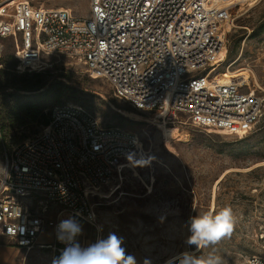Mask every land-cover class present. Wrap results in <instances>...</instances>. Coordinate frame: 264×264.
I'll use <instances>...</instances> for the list:
<instances>
[{
	"label": "built area",
	"instance_id": "built-area-1",
	"mask_svg": "<svg viewBox=\"0 0 264 264\" xmlns=\"http://www.w3.org/2000/svg\"><path fill=\"white\" fill-rule=\"evenodd\" d=\"M239 4V3H238ZM90 15L31 0H0V67L8 47L15 70L44 72L62 60L82 65L140 111L186 118L205 130L249 133L264 115V94L218 71L232 0H89ZM143 151L137 132L103 125L81 104L50 110L42 129L5 154L0 167V236L25 251L65 247L56 227L74 217L94 225L93 197ZM51 231V240L40 237ZM82 247H87L77 237ZM264 250V241L262 243ZM0 244V263H1ZM244 264H264L252 254Z\"/></svg>",
	"mask_w": 264,
	"mask_h": 264
},
{
	"label": "rangeland",
	"instance_id": "rangeland-1",
	"mask_svg": "<svg viewBox=\"0 0 264 264\" xmlns=\"http://www.w3.org/2000/svg\"><path fill=\"white\" fill-rule=\"evenodd\" d=\"M31 1L90 15L89 0ZM242 5L233 6L223 29L226 48L218 71L241 57L236 68L249 67L261 86L253 88L264 94V0ZM11 54L8 47L0 68V167L6 153L42 129L52 107L66 102L85 106L103 125L142 138L143 151L93 197L95 224L78 221L82 243L88 246L115 233L136 264H179L177 256L185 252L213 253L222 264H244L248 255H264V115L242 136L205 130L181 116L163 118L134 109L82 65L62 60L47 73H17ZM171 130L186 132L187 139L169 143ZM224 207L232 209L236 220L232 233L199 250L190 246L189 218ZM14 251L10 258L17 264H51L48 251L37 247Z\"/></svg>",
	"mask_w": 264,
	"mask_h": 264
},
{
	"label": "clouds",
	"instance_id": "clouds-1",
	"mask_svg": "<svg viewBox=\"0 0 264 264\" xmlns=\"http://www.w3.org/2000/svg\"><path fill=\"white\" fill-rule=\"evenodd\" d=\"M235 217L230 207H224L216 213H205L189 218L187 243L196 250L214 245L222 237L230 235L235 225ZM82 234L81 224L74 218L61 220L56 227L58 241L65 247L53 264H136L132 255L126 254L122 247L123 238L109 233L107 238L98 239L95 243L82 247L77 240ZM179 264H222L219 256L209 253L207 256H196L185 252L181 254Z\"/></svg>",
	"mask_w": 264,
	"mask_h": 264
},
{
	"label": "bare ground",
	"instance_id": "bare-ground-1",
	"mask_svg": "<svg viewBox=\"0 0 264 264\" xmlns=\"http://www.w3.org/2000/svg\"><path fill=\"white\" fill-rule=\"evenodd\" d=\"M256 1L257 0H232V3H234L235 5H238V3L243 4V5L248 4V5H251L253 7V6H255L254 4L256 3ZM227 23H228L227 21L222 22L224 27L227 26ZM223 34H224V32H223ZM224 58H225V56H224ZM226 59L227 58H225L224 61H226ZM240 59H241V57H237L235 59L230 60L226 69L219 76V79H221V81L225 82L230 77H237L238 79L245 81L244 82L245 85H250L251 87L256 86L258 88H261L257 76L254 74V72L249 67L236 68V65L239 63ZM187 135L188 134L186 132H181L180 130H175V131L171 130V132L167 133V140L169 143H172L175 141H183V140L187 139ZM218 182H219V180H218ZM179 256H181V254H179L177 257H179Z\"/></svg>",
	"mask_w": 264,
	"mask_h": 264
},
{
	"label": "crops",
	"instance_id": "crops-1",
	"mask_svg": "<svg viewBox=\"0 0 264 264\" xmlns=\"http://www.w3.org/2000/svg\"><path fill=\"white\" fill-rule=\"evenodd\" d=\"M40 242H48L51 240V231L47 233V235H42L40 237ZM8 243L5 237L0 236V244H2L1 249V263L0 264H17V261L14 258H10V254L15 253L14 249L19 248L23 249L16 245L6 244ZM24 250V249H23ZM25 251V250H24ZM46 251V250H45Z\"/></svg>",
	"mask_w": 264,
	"mask_h": 264
},
{
	"label": "trees",
	"instance_id": "trees-1",
	"mask_svg": "<svg viewBox=\"0 0 264 264\" xmlns=\"http://www.w3.org/2000/svg\"><path fill=\"white\" fill-rule=\"evenodd\" d=\"M11 57L13 58V60L15 61V65H14V71L15 72H17L16 70H15V66H16V64H17V62H16V60H15V58H14V56L11 54ZM2 63H3V67H4V58L2 59ZM3 67H0V68H3ZM50 70H47V71H44V72H36V71H34V72H32V73H36V74H40V73H47V72H49ZM27 72V71H26ZM17 73H19V72H17ZM23 73V72H22ZM31 73V72H30ZM23 90H27V91H31V90H33V88L32 87H26L25 89H23ZM47 122H48V120H47ZM46 122V123H47Z\"/></svg>",
	"mask_w": 264,
	"mask_h": 264
}]
</instances>
